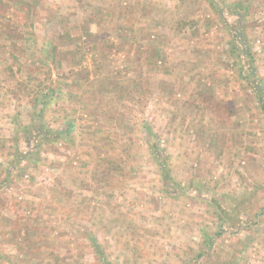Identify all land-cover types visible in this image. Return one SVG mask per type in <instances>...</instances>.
Masks as SVG:
<instances>
[{
    "label": "rangeland",
    "instance_id": "374dc122",
    "mask_svg": "<svg viewBox=\"0 0 264 264\" xmlns=\"http://www.w3.org/2000/svg\"><path fill=\"white\" fill-rule=\"evenodd\" d=\"M0 264H264V0H0Z\"/></svg>",
    "mask_w": 264,
    "mask_h": 264
}]
</instances>
